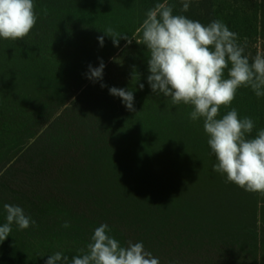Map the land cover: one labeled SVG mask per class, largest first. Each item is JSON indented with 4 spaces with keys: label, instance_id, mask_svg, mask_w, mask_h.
Returning a JSON list of instances; mask_svg holds the SVG:
<instances>
[{
    "label": "trees",
    "instance_id": "obj_1",
    "mask_svg": "<svg viewBox=\"0 0 264 264\" xmlns=\"http://www.w3.org/2000/svg\"><path fill=\"white\" fill-rule=\"evenodd\" d=\"M163 2L34 0L30 34L0 38V165L10 169L42 139L59 154L58 175L62 153L75 152L80 182L73 190L33 167L23 188H0V226L4 204L35 221L12 225L0 264H45L56 252L68 258L59 264H72L104 223L122 246L142 242L160 264H264V194L214 171L203 120L191 121L190 106L173 105L148 83L150 53L136 40L146 13ZM166 2L205 25L221 20L250 61L264 54V0H192L187 12L181 0ZM109 27L122 36L119 46L103 32ZM101 58L102 81L88 79ZM112 87L133 92L135 111ZM231 108L254 120L252 138L264 129V97L250 88L220 110Z\"/></svg>",
    "mask_w": 264,
    "mask_h": 264
},
{
    "label": "clouds",
    "instance_id": "obj_2",
    "mask_svg": "<svg viewBox=\"0 0 264 264\" xmlns=\"http://www.w3.org/2000/svg\"><path fill=\"white\" fill-rule=\"evenodd\" d=\"M181 3V11L187 12L192 0ZM36 23L34 0H0V38L23 40ZM103 32L119 46V33L111 27ZM140 32L141 40L136 42L150 53L147 80L152 91L170 97L173 105L190 106L191 121L203 120L207 143L217 161L214 171L247 192L264 194V129L252 138L255 122L251 117L240 118L235 108L220 116V109L228 108L241 88H250L257 97H264V54L258 53L250 61L237 34L221 20L205 25L174 14L173 6L166 0L146 13ZM123 38L131 44V38ZM98 40L103 46L104 36ZM104 68L101 58L99 67L89 65L87 78L102 81ZM109 92L122 98L128 110L135 111L132 91L112 87ZM3 207L7 215L6 223L0 226V243L9 237L13 224L23 230L35 223L20 206ZM70 226L68 222L63 225ZM109 232L107 223L97 227L86 249L79 250L80 255L73 257L72 264H160L142 242L128 241L122 246ZM67 259L56 252L45 264H59Z\"/></svg>",
    "mask_w": 264,
    "mask_h": 264
},
{
    "label": "rangeland",
    "instance_id": "obj_3",
    "mask_svg": "<svg viewBox=\"0 0 264 264\" xmlns=\"http://www.w3.org/2000/svg\"><path fill=\"white\" fill-rule=\"evenodd\" d=\"M261 1V0H260ZM224 115V111L220 110V116ZM2 147V142L0 144V149ZM14 147V146H12ZM74 151L62 153L60 170L61 175H58L57 160L55 157H59L56 150L52 148V145L40 139L36 150L32 153L25 154L19 163H16L10 169L5 167V165H0V188L5 185V183H10L14 188H23L27 182V176L32 171L33 167L39 169L40 175L46 173V171L52 173L55 172V178H61L69 186H73L77 189L79 186L78 175L75 172L76 164L74 162ZM64 156V157H63ZM57 173V175H56ZM63 184V183H62Z\"/></svg>",
    "mask_w": 264,
    "mask_h": 264
}]
</instances>
